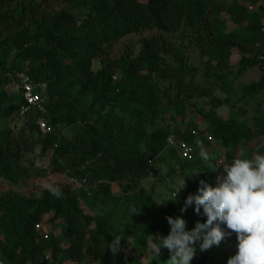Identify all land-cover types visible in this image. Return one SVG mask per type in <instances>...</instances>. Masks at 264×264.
<instances>
[{"label": "rangeland", "instance_id": "obj_1", "mask_svg": "<svg viewBox=\"0 0 264 264\" xmlns=\"http://www.w3.org/2000/svg\"><path fill=\"white\" fill-rule=\"evenodd\" d=\"M96 1L0 0V90L7 95L18 94L24 85L35 83L33 85L44 93L54 115L59 119L63 116L53 121L50 115L49 131L43 133L31 128L33 124L27 116L14 114L6 118L0 110V143L7 137L14 146L21 148L18 163L13 165L7 177L0 180V198H47L53 195V188L69 196H77L79 209L85 216L107 226L113 239L117 235L122 240L128 238L120 241L121 251L114 256L115 264H169L166 261L170 253L166 248L161 249L157 260L153 259L152 249L148 246L151 235H168L170 225L166 217H182L188 231L195 227L197 221L203 223L206 220L203 212L200 215L195 213L194 204L185 212L180 211L186 200L182 198V192L199 182L200 177L215 186V177L225 174L223 165L234 158H251L257 152L264 154V80L261 79L264 68L259 64L249 65L242 72L240 63L243 58L244 61L255 60L256 54L264 49V0H215L220 3L216 7L218 10L214 8L212 13L216 28L225 24V34L241 37L247 30L250 31L248 36H253L248 37L250 41L247 43L230 47L228 59L225 58L227 49L217 51L215 43L211 44L216 39L208 40L203 47L197 44L189 28L176 31L155 28L121 34L104 45L106 57L104 60L95 58L91 70L93 76L105 68L111 70L113 73L109 80L113 86L126 77L127 64L144 52V41L153 37L159 39L152 64L155 70L139 69L134 74L138 91L148 92L144 96L148 108L129 112L115 109V112L119 116L131 113L142 116V126L134 135L142 142L159 127L170 126L173 129L177 126L191 135H194L192 130L197 131L194 135L197 153L206 152L209 160L198 157L196 162H186L173 150L165 148L146 175L98 179L82 186L80 179L76 178L86 170L97 168L96 171H102L99 156L76 165L69 157L50 149L38 159L34 140L47 138V133L56 136V145L74 139L85 128V122L91 119L89 113L85 121L75 111L81 112L90 106L100 85L95 84L93 90L81 85H75L70 91L59 88L61 84L54 83L50 74L37 71L38 62L26 56L27 51L42 43L28 42L27 36L37 30L45 18L52 19L61 11L70 12L79 20L85 19ZM39 4L40 12L34 15L29 7L36 8ZM241 13L246 14L245 21H241ZM60 40L65 38L60 37ZM104 80L107 81L108 77ZM110 110L108 107L106 112ZM217 118H220L217 124L221 126L227 120L232 123V134L229 131L216 133L214 120ZM208 135L213 136V141L207 140ZM184 179L185 187L176 197L175 193L183 186ZM128 184L134 186L125 191ZM135 200L139 201L138 206L134 205ZM165 201L166 204H157ZM52 216L48 215L46 220ZM42 226L44 233L58 238L69 227L79 236L77 230L81 227L70 213L42 222ZM98 229L94 223L84 230L85 244H92V235ZM141 229L143 233L140 232L137 238L131 235ZM200 243L202 239L196 242L197 245ZM236 245L233 233L219 246L211 248L214 255L226 257L228 261L235 255ZM81 264L97 263L86 257Z\"/></svg>", "mask_w": 264, "mask_h": 264}, {"label": "trees", "instance_id": "obj_2", "mask_svg": "<svg viewBox=\"0 0 264 264\" xmlns=\"http://www.w3.org/2000/svg\"><path fill=\"white\" fill-rule=\"evenodd\" d=\"M219 4L215 0H97L92 6V12L83 20H79L70 12L61 11L54 14L52 19L45 18L39 23L37 30H33L32 34L27 36V41L42 43L26 52L27 57L38 62L37 71L50 74L53 82L61 84L59 88L64 90L70 91L75 85L93 90L94 85L98 84L100 88L90 106L81 112L75 111L83 120L86 119V114L91 115V119L85 120V128L81 133L74 139L64 140L58 145L53 134L47 133V138L34 140L37 158L41 159L50 149L61 156L69 157L76 165L99 156L101 172L96 171L97 168L86 170L76 178L80 179V185L83 186L98 179L146 175L152 163L167 148V138L171 133L196 147L195 136L185 132L181 127L176 128L177 126L173 129L170 126L155 128L148 134L145 142H142L141 139L134 137L142 126V116L134 113L119 116L115 112V109L129 112L134 111L132 109L137 111L148 108L144 97L148 92L138 91L139 86L135 83L134 74L139 69L155 70L152 64L155 50L159 46L158 38L153 37L144 41V52L137 60L127 64L126 77L113 86L109 80L113 73L111 70L105 68L97 76H93L91 67L95 58L102 57L101 60H104L106 57L104 45L117 35L155 28L165 31L189 28L194 33L197 44L203 47L208 40L216 39L211 41V44L215 43L217 51L227 49L228 54L225 58L228 59L230 47L247 43L250 41L248 37L253 36H248L250 31L247 30L241 37L233 36L232 33L225 34L227 31L225 24H220L216 28L212 13ZM40 7V4L36 8L31 6L30 12L36 15L40 12ZM245 19L246 14L241 13V21ZM60 37H64L65 40H60ZM263 54L264 49L256 54L255 60L241 59V71L244 72L249 65L259 64L258 57ZM104 77H108V80L105 81ZM261 79L264 80V73ZM40 92L44 96V93ZM94 103L97 107L92 106ZM23 104L21 91L18 94L7 95L0 90V110L3 111L4 117L19 114ZM45 105V114L31 110L26 115L33 124L31 128L43 133L45 132L41 129L40 119H45L48 126L51 123L50 115L53 116V121L59 119L50 110L46 99ZM108 107L111 108L109 113L106 112ZM61 118L63 116H60ZM220 121V118L214 120L216 133L229 131L232 134V123L227 120L221 126L217 124ZM4 140L0 143V180L11 173L21 153V148L14 146L7 137ZM198 157L201 159L197 153L193 162L199 160ZM201 180L202 177L199 182ZM199 182L182 192V198L197 194ZM133 186L128 184L124 190L129 191ZM60 193L59 197L52 195L38 199L0 198V264H81L86 257H91L97 264H115L114 256L107 248L108 243L113 240L107 226L95 218L85 216L79 209L77 196ZM138 204L139 201L135 200L134 205ZM65 213L72 214L79 227L81 226L77 230L79 236H76L74 229L70 227L66 228L59 238L43 232L42 222H48ZM51 214L54 216L46 220ZM94 223L99 229L92 235V244L87 245L84 243V230ZM37 225H40L41 229H37ZM142 231L136 230L131 235L137 238ZM126 240L127 237L122 241ZM194 247L197 252L191 264H227V258L214 255L213 248L201 252L200 245L195 244Z\"/></svg>", "mask_w": 264, "mask_h": 264}, {"label": "clouds", "instance_id": "obj_3", "mask_svg": "<svg viewBox=\"0 0 264 264\" xmlns=\"http://www.w3.org/2000/svg\"><path fill=\"white\" fill-rule=\"evenodd\" d=\"M200 156L204 161L209 160L206 152L202 151ZM223 169L225 174L215 177V186L201 180L197 194H190L180 209L183 213L194 204L195 213L200 215L203 209L206 220L203 223L197 221L188 231L182 217H166L170 225L168 235H151L148 241L153 259L158 260L161 249L166 248L170 253L166 261L169 264H191L196 256L194 245L197 241L202 239L200 251L203 252L213 245L219 246L234 233L237 251L227 264H264V154L257 152L251 158H234L224 164ZM182 185L176 191V197L185 187V179ZM51 191L57 197L61 195L58 189ZM167 201L157 204H166ZM113 237L107 248L115 256L121 251L122 237Z\"/></svg>", "mask_w": 264, "mask_h": 264}, {"label": "built area", "instance_id": "obj_4", "mask_svg": "<svg viewBox=\"0 0 264 264\" xmlns=\"http://www.w3.org/2000/svg\"><path fill=\"white\" fill-rule=\"evenodd\" d=\"M259 65L264 68V54L258 57ZM21 93L23 96L24 104L22 105L19 114L26 116L31 110H35L41 113L46 112L45 99L43 94L39 91L36 85L26 84L22 87ZM40 126L44 132L49 131L48 123L45 119H40ZM192 134H197V131L192 130ZM207 140L213 141V136L208 135ZM167 148L173 150L186 162H192L196 159L197 149L190 145L187 141L178 138L174 133H171L167 138ZM86 181L84 178L83 182ZM37 229H41L40 225L36 226ZM47 234L45 238H47Z\"/></svg>", "mask_w": 264, "mask_h": 264}]
</instances>
